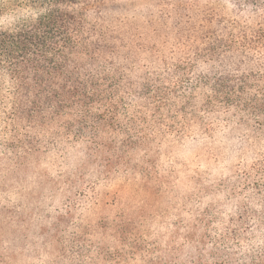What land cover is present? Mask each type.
<instances>
[{
	"label": "trees",
	"instance_id": "trees-1",
	"mask_svg": "<svg viewBox=\"0 0 264 264\" xmlns=\"http://www.w3.org/2000/svg\"><path fill=\"white\" fill-rule=\"evenodd\" d=\"M262 143L264 0H0V264H16L31 220L43 241L81 228L77 264H264ZM212 167L224 212L138 250L136 217L111 214L89 182L114 172L113 205L124 188L139 212L138 184L209 182ZM114 230L106 258L96 240Z\"/></svg>",
	"mask_w": 264,
	"mask_h": 264
},
{
	"label": "rangeland",
	"instance_id": "rangeland-1",
	"mask_svg": "<svg viewBox=\"0 0 264 264\" xmlns=\"http://www.w3.org/2000/svg\"><path fill=\"white\" fill-rule=\"evenodd\" d=\"M256 126V125H255ZM254 126V127H255ZM254 127H250L249 133H254ZM236 132L227 133L228 136H218L216 139L219 143V156L221 159H228L231 156V149L223 145L228 138H233L239 133ZM256 151H264V144L256 146ZM175 156H177L175 150H173ZM76 160H72L68 164V170H71L72 166L77 165ZM215 168V167H212ZM179 170L178 173H181ZM218 174V170L215 168L212 170L211 181H207V178H201L202 174L197 175L193 181H186L179 178L175 183L168 185L163 190H156L154 185L140 183L138 184V194L140 200V209L138 212V203L129 205L128 208V196L130 192L126 189H121L120 197L125 196L121 202L114 204V200L118 197L116 193L119 189L117 186L118 180L114 177V172L108 171L105 173L98 172L97 170L91 175L89 179L90 186L94 183L97 186V192L101 196V205H105L109 208L111 214L125 213L130 216H135L136 221L126 229L128 236L136 237L131 243V247L138 250V242L141 236H149L156 232H160V239L164 245L165 242L169 243L171 240H180L188 236V231L191 232L192 228L188 227L189 222H198V218L205 212L209 211L213 215H219L224 212V202L221 200L220 189L215 184L213 178ZM207 194V195H206ZM119 199V198H118ZM49 200V199H48ZM157 201V202H156ZM145 202V203H144ZM156 202V203H155ZM151 211V212H148ZM146 213V214H145ZM209 213V215H212ZM140 214H145L143 221H138ZM95 218L94 213L90 214L88 221L91 222ZM138 223L140 224L138 226ZM19 226V225H18ZM69 232L62 236L60 229L54 231L51 236L46 240L40 237L39 232L35 231L36 225L33 220L26 222L22 226H19L18 231L21 232L16 240L15 246L18 249L23 250L20 254L19 251L14 253V260L16 264H77L79 259L75 256L74 251L71 250L72 243L80 240L83 230L79 228H73L72 225H68ZM74 232V233H72ZM104 237L97 239L104 243V247L101 252L107 258V249L113 248L121 250L119 248L118 231L114 230V236L110 237L109 234L103 233ZM62 237L64 239L62 243ZM86 243H93L94 238H85ZM91 254V253H90ZM136 264H141L142 257L135 255Z\"/></svg>",
	"mask_w": 264,
	"mask_h": 264
}]
</instances>
